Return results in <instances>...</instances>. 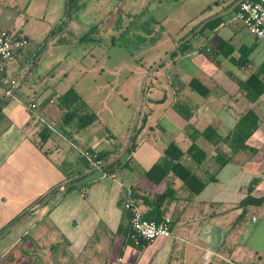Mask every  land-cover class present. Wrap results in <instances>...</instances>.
Masks as SVG:
<instances>
[{"label": "crops", "instance_id": "0c3cea01", "mask_svg": "<svg viewBox=\"0 0 264 264\" xmlns=\"http://www.w3.org/2000/svg\"><path fill=\"white\" fill-rule=\"evenodd\" d=\"M236 1L196 17L192 26L214 13L218 17ZM65 5L67 15V0ZM42 7L36 0H0V29L29 39L7 65L6 81L0 85L4 116L0 117V264H264V198L241 204L246 197L264 196V41L231 27L228 16L232 13L235 18L234 9L220 16L223 24L216 31L206 29L192 36L189 40L197 38L196 46L189 43L163 63L166 85L147 98V121L135 126L134 149L121 156L130 167L86 169L81 159L84 150L107 151L109 161L123 149L130 127L117 137L105 129H89L95 120L84 129L76 123L61 137L71 148L77 140L86 145L76 149L78 155H70L67 146L49 145V136L40 142L39 134L43 128L49 135L55 132L53 123L69 124L62 121L65 109L57 97L64 92L33 99V109L28 104L22 107L15 97L21 109L33 114L23 124L10 119L14 93L41 71L35 58L55 23L46 18L47 7ZM106 10L91 5L82 17L95 22ZM220 43H228L231 52L208 57L205 52ZM203 47L205 52L198 51ZM8 80L16 81L13 96L6 93ZM247 111L254 114L248 124L257 119V126L245 144L225 141L238 131L239 119ZM175 123L180 132L189 133L183 138L173 133L168 142H159L156 131H169ZM170 142L182 151L191 143L204 151L200 164L182 157V163L204 182L200 192L192 194L172 172L160 182L146 176ZM71 181L74 185L69 188ZM167 188L175 195L161 207V217L171 219L173 235L135 245L124 204L133 202L144 215L149 206L139 195L151 199Z\"/></svg>", "mask_w": 264, "mask_h": 264}, {"label": "rangeland", "instance_id": "374dc122", "mask_svg": "<svg viewBox=\"0 0 264 264\" xmlns=\"http://www.w3.org/2000/svg\"><path fill=\"white\" fill-rule=\"evenodd\" d=\"M36 1L42 8L47 7L46 18L52 17L55 23L42 40L43 47L35 58L36 68L41 71L14 93L12 101L15 105L11 106L10 119L25 123L33 112H25L21 109L23 105L51 91L63 93L73 87L78 95V114L96 116L89 129H105L119 137L131 126L140 105V85L146 73L178 44V39L192 27L196 17L199 19L210 10L225 8L232 0H73L67 15L66 0ZM91 5L102 10L108 7L109 11L106 10L103 18L91 22L82 17ZM64 15L65 22L61 25L59 20ZM232 17L230 13L231 27L245 33L247 30L242 22ZM66 27L67 30L59 35ZM196 39L189 43L196 46ZM166 65H160L146 80L142 98L145 106L137 117V128L147 121V98L155 95L158 86L166 85ZM14 76L18 80V76ZM15 97L22 107L17 105ZM0 117L3 118V114ZM78 122L76 117L66 126L53 123L55 132L49 135L47 143L61 144L63 149L67 146L70 155H78L77 150L86 144L77 140V145L73 144L71 148L67 139L61 137L64 130H70ZM178 128L175 123L172 129L169 128L172 131H156L161 139L159 142H168L171 134L183 138L186 131L180 132Z\"/></svg>", "mask_w": 264, "mask_h": 264}, {"label": "trees", "instance_id": "16d2710c", "mask_svg": "<svg viewBox=\"0 0 264 264\" xmlns=\"http://www.w3.org/2000/svg\"><path fill=\"white\" fill-rule=\"evenodd\" d=\"M72 6V0H69V10H71ZM236 10V8H234ZM204 11V10H203ZM218 13H214L211 16H215ZM209 18V17H207ZM203 18L199 20L195 25L190 28L185 35H183L181 38L178 39V42L185 38L187 35L192 33L198 25H200L205 19ZM65 19L61 21V25L64 24ZM223 20L222 17L218 16L215 17L214 19L209 20L196 34H202L206 29H210L211 31H216L220 26H222ZM60 29V26H59ZM194 34V35H196ZM59 41H61V38H59ZM189 41L181 44V46L172 53L170 59L175 57L180 51H182L184 48L189 46ZM198 51H206V48H199ZM231 52L230 45L228 43H220L217 46H211L208 52H205L208 57L211 59H214V56L220 54V53H225L228 55ZM195 81H192L191 86H193ZM180 87L177 86V88ZM58 100L60 105L65 109L64 114L62 116V121L64 123L69 122L70 120L74 118H78V128H84L91 124L95 119L96 116L94 114H78L77 112V100H78V95L75 92L73 87H70L68 90H66L62 95H58ZM75 103V104H74ZM75 106H74V105ZM74 106V107H72ZM179 112H181L183 115H187L188 113L182 109H178ZM253 113L251 111H247L244 115H242L239 119L238 126H237V132H235L233 137H226L224 140L227 141L228 139L230 140L231 144H234V142H239L242 145H244V139L252 133V131L256 128L257 126V119L254 120L253 124H248V119L249 117H253ZM137 128L135 127L134 132L132 134L130 143L125 151V154L131 153V151L134 149L135 146V136L137 132ZM40 142H45V140L49 136V131L46 128H43L40 131ZM239 136V137H238ZM193 139V137H192ZM236 149V147H235ZM91 154L94 155L95 160H100V165L105 163L107 159H105L108 156L107 151H92L90 150ZM184 155L189 156L191 159H193V162L200 164L204 158H205V153L201 149H199L195 143H191L189 147L185 150L182 151L174 142H170L167 147L164 149V155L161 157V159L154 163L146 172V176L152 180L153 182H160L165 178V176L169 173L172 172L174 175H176L178 178L181 179L183 185L192 193L196 194L200 192L204 186V182L192 171V169L182 163V157ZM83 159V162L85 166L87 167L86 169L92 168V166H88V161L86 158L83 156L81 157ZM118 167H125L128 168L129 162L128 160H124V157H121L117 159L116 161L112 162L111 164H108L104 166L102 169L104 170H114ZM74 185V181H71L68 184V187L71 188ZM175 195V191L172 188H167L164 192L155 195L151 199L148 198L145 195H139L140 199L142 202L146 205L149 206V209L146 213H144L143 217L148 220H154V221H159L162 219V210L161 207L164 205V203L169 200L170 198H173ZM133 198H137L138 196L136 194H132ZM264 196L261 198H252V197H246L241 201L242 205H246L248 203H260L262 202Z\"/></svg>", "mask_w": 264, "mask_h": 264}, {"label": "built area", "instance_id": "2783aa9c", "mask_svg": "<svg viewBox=\"0 0 264 264\" xmlns=\"http://www.w3.org/2000/svg\"><path fill=\"white\" fill-rule=\"evenodd\" d=\"M234 12L235 18L242 22L251 35L264 41V0H243L239 2ZM28 44L29 39L26 35L0 29V85L6 81L7 65L13 61L16 53ZM6 83L10 86L6 93L13 96L11 88L16 85V81L8 80ZM27 106L29 109H33L36 105L29 103ZM82 155L88 161L89 166H99L100 160H95L90 151L84 150ZM124 208L129 212L130 238L135 245H144L157 237L173 235L169 217H162L159 221L145 219L138 205L131 201H127Z\"/></svg>", "mask_w": 264, "mask_h": 264}, {"label": "water", "instance_id": "95a60500", "mask_svg": "<svg viewBox=\"0 0 264 264\" xmlns=\"http://www.w3.org/2000/svg\"><path fill=\"white\" fill-rule=\"evenodd\" d=\"M241 1H243V0H238V1H236L226 12H224L223 14H221V15H218V16H225V15H227V14H229L230 12H232L233 11V9L238 5V3L239 2H241ZM67 13H69V0H67ZM215 17H217V16H213V17H211V18H209V19H206V20H204L200 25H198V27L192 32V33H190L189 35H187L185 38H183L182 40H180L179 42H178V44L159 62V63H157L154 67H152L147 73H146V75H145V77L143 78V80H142V82H141V85H140V105H139V107H138V109H137V111H136V113H135V115H134V117H133V121H132V123H131V126H130V129H129V132H128V136H127V140H126V143H125V145H124V147H123V149L120 151V153L116 156V157H114L113 159H111V160H109V161H107V162H105L104 164H102V165H100L98 168L99 169H101V168H103L104 166H106V165H108V164H111L112 162H114V161H116L117 159H119L122 155H123V153L126 151V149H127V147H128V145H129V143H130V140H131V137H132V134H133V132H134V129H135V126H136V121H137V117H138V115H139V113H140V110H141V107H142V98H143V88H144V83H145V80H146V78L149 76V74L152 72V71H154L157 67H159L160 65H162L167 59H169L170 57H171V55H172V53L174 52V51H176L180 46H181V44H183V43H185L186 41H188L192 36H194V34H196L209 20H211V19H214ZM67 26H68V21H67V24H66Z\"/></svg>", "mask_w": 264, "mask_h": 264}]
</instances>
